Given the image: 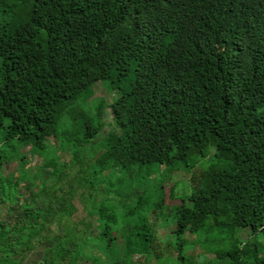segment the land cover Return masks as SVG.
I'll use <instances>...</instances> for the list:
<instances>
[{
	"label": "trees",
	"instance_id": "trees-1",
	"mask_svg": "<svg viewBox=\"0 0 264 264\" xmlns=\"http://www.w3.org/2000/svg\"><path fill=\"white\" fill-rule=\"evenodd\" d=\"M96 83L116 96L81 121L76 102L89 103ZM60 124L71 130L59 143ZM104 126L101 153L83 166L66 145L80 150ZM24 147L50 151L32 175ZM210 148L226 166L204 174ZM56 150L80 169L70 183ZM137 166L155 167L161 181L182 171L190 177L180 187L199 180L196 169L204 178L175 196L163 244L151 217L163 219L164 183L162 201L143 211ZM240 228L261 245L251 263L237 238L225 249L197 241ZM260 236L264 0H0V264H204L188 252L195 245L217 264H264Z\"/></svg>",
	"mask_w": 264,
	"mask_h": 264
},
{
	"label": "rangeland",
	"instance_id": "rangeland-1",
	"mask_svg": "<svg viewBox=\"0 0 264 264\" xmlns=\"http://www.w3.org/2000/svg\"><path fill=\"white\" fill-rule=\"evenodd\" d=\"M93 96L89 99V103H85L83 104L81 100H78L76 102V107L78 109V111H80V116H84L82 118H80L81 121H84L86 119V117L90 116V117H94V113H95V105H97L98 103L100 104L101 102H99V99H101L103 101V103L106 105L108 103H110L114 97L116 96L115 91H110L109 87H104L103 84L101 83H96L93 86ZM94 101V102H93ZM93 102V103H92ZM92 103V104H90ZM107 106V105H106ZM107 120H110V117L108 116L106 118ZM110 129L109 126H104L99 134L97 135L96 139L93 140V142H90L88 144H86L85 146H83L82 148H80V150H77L72 144H67L66 146H69L68 148L71 149V151H76L78 152V160H80V162L83 164V166H87L90 165L91 162L94 160V156L96 155V157L101 153V146H100V139L108 132V130ZM71 129L69 127L64 126L63 124H60L57 126V136L59 143L61 142V138L64 137H68L66 132H69ZM50 145V144H48ZM22 151L27 153V160L28 163L25 165V170H28L27 173L29 175H32V173L35 170V166L39 165L42 157L47 156V154L50 152L49 150L46 151V153L43 154V156H38L36 154H30L28 147H24L22 148ZM216 152L213 148H210L209 151L207 152L206 156L204 157V159L202 160V162L200 163V170L206 174L207 172H209V170L211 168H222L226 166V163L223 161V159H217V156L215 155ZM54 156L56 157V159L58 160V165H64L66 167L70 168L68 177L66 179L67 183H70L71 181L69 179L73 178L74 174H77V171H80V169L76 168V167H71L70 166V157L69 154L66 152H62V151H58L56 150L54 152ZM164 170V168H161L160 171L162 172ZM17 171V165L16 164H11L10 166L7 167L6 171H5V176H8L10 174H15ZM194 175H199V180L193 185V186H189V184H185L183 185L184 187H180L179 183L180 181H185V183L188 182L189 180V175H185L182 171L180 172H175L172 176L170 177H166L165 180L161 181V178L159 175H157L156 173V168L155 167H151V166H142V167H138L137 166V179H133L132 180V184L134 186H137V193H145V197L147 198V201L149 203H147V206L143 208V211L146 210H151L154 209L155 203L161 202L162 201V196L161 195H157L158 192H156V183H158L157 185H159V183H164L163 185V208L161 212V215L163 214V219H155L154 220V216L156 215H152L151 219H153L152 221L154 222V229L155 232L157 234V237H159V242L161 244H163V236L167 233L170 232V229L166 226L167 223L172 221V217L170 215H168L167 213H169L170 210H168V208L170 209H174L178 204H179V200L178 197H175L177 195H183L185 192H191L192 190L195 191V188H199L203 186V179L204 178H200V171L198 169L194 170ZM117 176H119L120 174H116ZM128 176V175H127ZM126 174H122L123 179H127ZM69 178V179H68ZM154 180V181H153ZM64 182L63 181L59 186L60 189H64ZM75 187L78 186L74 185ZM36 189H38V187L34 188V193L36 191ZM75 190V195L78 194V190ZM106 191L108 190V188H105ZM171 191V192H170ZM174 193V195H172ZM173 196V197H172ZM37 202L42 205H46V203H44V201L38 196L37 198ZM114 205L116 206L117 204L114 203ZM167 208H165V207ZM78 219H82L83 218V213H78L77 215ZM60 225L62 227L65 226H69L68 221L67 220H62L60 222ZM234 234V233H232ZM201 237H199V239L197 240L198 242H202L203 244H209V246H213L216 249H225L228 248V244H231V241H233L234 239H238L239 241H242L244 243H248L247 246H249V249L247 250V256L250 258V263L252 261V259H254V257L259 258L262 253H261V249L258 244V249L257 251L254 249V239H253V234L251 235V230L248 228H240L235 232V235H233V239L231 238V234L227 231L224 232L220 235H218L216 232H212L210 234H208L207 236L204 233L200 234ZM229 237V238H228ZM228 238V239H227ZM191 238L189 237L188 240H190ZM221 239H224V241L227 243V246L223 247L222 246H218L217 242L221 241ZM227 239V240H225ZM258 241V243H260L259 240H264V237H259L256 239ZM193 242V241H191ZM209 242V243H208ZM119 245V244H118ZM220 245V244H219ZM121 246V245H119ZM190 254H197L200 255V259L199 261H204V264H217L215 263V256L216 253L215 252H209V253H205V251L202 249V247H200V245H195L193 247H191L188 251ZM134 261H138V256L137 258H134ZM146 264H155V261L153 258L150 259V261L146 262ZM249 264V263H248Z\"/></svg>",
	"mask_w": 264,
	"mask_h": 264
}]
</instances>
